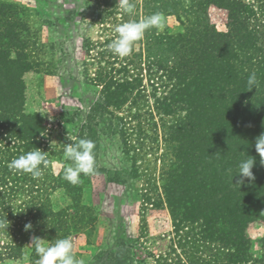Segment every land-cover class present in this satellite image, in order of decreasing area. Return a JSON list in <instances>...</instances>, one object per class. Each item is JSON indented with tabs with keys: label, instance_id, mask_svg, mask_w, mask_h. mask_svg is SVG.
Masks as SVG:
<instances>
[{
	"label": "trees",
	"instance_id": "trees-1",
	"mask_svg": "<svg viewBox=\"0 0 264 264\" xmlns=\"http://www.w3.org/2000/svg\"><path fill=\"white\" fill-rule=\"evenodd\" d=\"M99 1V9H110L111 14L117 8V0ZM134 1L144 14L128 16L129 20L159 13L176 17L181 28L172 32L165 23L162 29H151L125 61L109 48L99 54L112 67L89 78L102 89L82 134L96 136L98 122L108 115L110 129L126 137L127 118L119 113L150 98L143 74L148 67L154 77V109L163 120L172 119L165 133L169 149L163 159L159 204L168 208L177 239L163 264H264V235L254 241L248 233L253 222L264 220V165L255 149L256 138L264 133V0ZM211 6L227 10L225 32L211 28ZM29 34V24L17 7L0 2V220L8 224L0 229V264L19 260L25 239L35 229L45 231L52 242L62 239L60 233L67 235L65 222H50L60 216L47 196L55 184L50 162L39 179L8 167L29 151H46L42 117L25 110L24 75L38 69L29 54ZM93 47L91 43L86 49L91 52ZM253 72L259 87L249 90L247 80ZM144 116L153 118V113L133 117ZM138 124L139 135L145 136ZM249 156L256 161L255 179L233 185L238 164ZM238 179L239 175L233 177V183ZM76 186L67 187L78 200L83 187ZM79 205L78 201L75 209ZM29 224L32 227L26 228ZM122 241L117 239L115 249L98 256L96 263L132 264L135 254L120 245Z\"/></svg>",
	"mask_w": 264,
	"mask_h": 264
},
{
	"label": "rangeland",
	"instance_id": "rangeland-1",
	"mask_svg": "<svg viewBox=\"0 0 264 264\" xmlns=\"http://www.w3.org/2000/svg\"><path fill=\"white\" fill-rule=\"evenodd\" d=\"M0 2L17 7L30 27L29 54L38 69L24 75L25 110L41 116L46 128L45 152L55 176V184L51 185L54 188L48 190L47 196L53 212L60 213L50 222L67 224L64 227L67 235L60 233V236L73 240L75 256L82 264H97L96 258L115 249L119 238L123 240L120 245L125 248L127 245L135 254L136 260L132 264H163L162 259L170 256L172 242L177 239L168 208L159 204L163 198V159L169 149L165 133L172 119L163 120L154 109L155 102L151 97L154 88L150 81L154 77L147 73L148 67L143 74L150 98L136 106H126L119 113L120 117L127 118L123 122L126 137L121 136L120 131L110 129L108 115L98 122L96 136L82 134V130L90 125L91 109L99 100L102 89L94 87L89 78L95 79L98 70L112 67L110 60L100 58L99 54L109 48V44H105L117 37L114 29L128 21V15L121 12L118 4L113 14L110 9H99V0ZM132 2L135 4L133 15L143 16L142 6ZM208 12L211 28L225 32L227 10L211 6ZM162 18L172 32L181 28L176 17ZM91 43L95 47L88 52L86 48ZM138 51L139 46H136ZM127 57L119 58L125 61ZM147 111L153 113V118L151 115L139 120L133 117ZM138 122L145 128V136L139 135ZM68 137L73 142L83 138L95 144L96 173L86 180L83 176L76 186L83 187L78 200L67 187L70 183L63 179V170L70 163L63 154L65 144L72 143ZM135 169L138 175L134 174ZM78 201L80 205L75 209ZM45 233L33 230L23 243L21 258L19 256V260L8 264H37L39 257L30 244L33 236L51 243ZM248 233L258 241L264 235V220L253 222ZM160 256L162 258L157 259Z\"/></svg>",
	"mask_w": 264,
	"mask_h": 264
},
{
	"label": "clouds",
	"instance_id": "clouds-1",
	"mask_svg": "<svg viewBox=\"0 0 264 264\" xmlns=\"http://www.w3.org/2000/svg\"><path fill=\"white\" fill-rule=\"evenodd\" d=\"M116 4L123 14L133 15L135 4L132 0H117ZM164 26L165 22L159 13L147 16L143 20L130 19L115 27L114 31L117 37L109 44V49L118 57H127L131 55L135 43L143 39L146 32L154 28L162 29ZM247 85L249 90L259 87V81L254 72L249 75ZM94 149L95 144L90 139L82 138L76 142L72 141V143L65 144L63 148L64 158L70 163L63 170V179L72 185H78L81 182L82 174L84 176L94 175L96 173ZM255 149L261 158L260 163L264 165V133L256 138ZM46 153L37 148V150L29 151L14 158L8 167L16 173L29 174L33 179H39L44 175V169L48 165ZM249 157V159L242 160L238 164V172L231 177L233 185L240 187L245 183V178L248 181L255 179L252 169L256 161L254 157ZM237 175H239V179L234 184L233 177ZM5 227H8L7 222L0 220V229ZM31 227V224L26 225V228ZM45 241V238L38 236L32 238L30 245L34 247L39 257L37 264H82V261L75 256L74 243L71 238L56 239L51 243H45Z\"/></svg>",
	"mask_w": 264,
	"mask_h": 264
}]
</instances>
